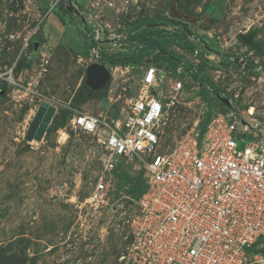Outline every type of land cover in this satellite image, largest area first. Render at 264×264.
<instances>
[{
  "label": "rangeland",
  "instance_id": "rangeland-1",
  "mask_svg": "<svg viewBox=\"0 0 264 264\" xmlns=\"http://www.w3.org/2000/svg\"><path fill=\"white\" fill-rule=\"evenodd\" d=\"M68 1L79 15L65 7L49 14L52 0H0V74L13 70L18 84L0 80V261L21 255L17 264H117L127 242L122 224L136 208L143 176L129 170L119 177L114 210L81 213L100 173L99 148L71 119L78 94L85 109L106 116L110 91L114 98L133 92L150 61L173 63L160 53L196 76L180 103L167 109L169 144L203 119L204 110L210 117L227 107L252 127L261 125L240 136L245 143L264 142V0ZM250 33L261 51L239 38ZM93 63L107 66L112 79L91 97L85 83ZM172 80L166 77L158 94L168 98ZM43 102L57 111L43 139L30 141Z\"/></svg>",
  "mask_w": 264,
  "mask_h": 264
},
{
  "label": "built area",
  "instance_id": "built-area-1",
  "mask_svg": "<svg viewBox=\"0 0 264 264\" xmlns=\"http://www.w3.org/2000/svg\"><path fill=\"white\" fill-rule=\"evenodd\" d=\"M67 5L52 0L49 14ZM92 54L99 61L98 51ZM141 69L133 92L107 95L106 116L73 113L72 126L96 137L99 148L100 173L80 212L114 210L119 177L135 170L144 191L122 224L127 242L117 264H264V142L242 138L261 125L252 127L233 107L210 117L204 110L203 119L169 144L167 109L180 103L191 78L182 65L150 61ZM168 76L166 98L158 91ZM0 80L18 86L13 70Z\"/></svg>",
  "mask_w": 264,
  "mask_h": 264
},
{
  "label": "water",
  "instance_id": "water-1",
  "mask_svg": "<svg viewBox=\"0 0 264 264\" xmlns=\"http://www.w3.org/2000/svg\"><path fill=\"white\" fill-rule=\"evenodd\" d=\"M71 4V2H70ZM66 9L71 13L74 12L76 15H79L77 10L72 5L66 6ZM185 18V15H180V19ZM254 33L247 35H239V38L243 43L251 47L256 51H261L259 44L254 43ZM112 79L111 70L101 64L93 63L87 68V80L85 85L91 89L92 92H99L104 88H107ZM227 103L226 100H224ZM57 111V107L53 106L50 103L43 102L41 103L27 134V139L32 141H41L44 135L47 132V129ZM22 258L21 255L12 256L4 261H0V264H17Z\"/></svg>",
  "mask_w": 264,
  "mask_h": 264
},
{
  "label": "trees",
  "instance_id": "trees-1",
  "mask_svg": "<svg viewBox=\"0 0 264 264\" xmlns=\"http://www.w3.org/2000/svg\"><path fill=\"white\" fill-rule=\"evenodd\" d=\"M66 10V9H65ZM68 13H69V11L68 10H66ZM158 58H166L168 61H170V62H173V63H169L168 65L170 66V67H177L179 64H178V62H177V60L175 59V58H173V57H171V56H168V55H166V54H164V53H160L159 55H158ZM115 61H119V60H117V59H115ZM130 62H133V61H130ZM154 62H157V63H159V62H161V60H156V61H154ZM163 63V62H162ZM192 77H193V79H191V82H195L194 80L196 79V76L195 75H192ZM191 78V77H190ZM196 83V82H195ZM200 85H202L201 83L199 84V86ZM201 87V86H200ZM85 88H86V86H85ZM201 88H203L204 90H206L204 87H201ZM81 92V91H80ZM208 92V91H207ZM96 92H92V91H89V94L91 95V97H94ZM97 94V93H96ZM211 94V93H210ZM107 96V95H106ZM78 104L81 106V105H83V104H86L85 102L86 101H84V100H82V95H80V94H78ZM90 97V98H91ZM221 100V99H220ZM77 103V102H76ZM205 125H206V122L204 123ZM203 124V125H204ZM122 176V175H121ZM143 191H144V180H143V178L141 179V185H140V189L138 190V192H136V194H137V199L142 195V193H143ZM262 252H264V250L262 251Z\"/></svg>",
  "mask_w": 264,
  "mask_h": 264
},
{
  "label": "bare ground",
  "instance_id": "bare-ground-1",
  "mask_svg": "<svg viewBox=\"0 0 264 264\" xmlns=\"http://www.w3.org/2000/svg\"><path fill=\"white\" fill-rule=\"evenodd\" d=\"M116 71H117V69L114 70V74H115ZM255 112H256V110H255L254 107L250 106L248 108V115L250 116L251 119H252L253 116H255Z\"/></svg>",
  "mask_w": 264,
  "mask_h": 264
},
{
  "label": "crops",
  "instance_id": "crops-1",
  "mask_svg": "<svg viewBox=\"0 0 264 264\" xmlns=\"http://www.w3.org/2000/svg\"><path fill=\"white\" fill-rule=\"evenodd\" d=\"M86 106H87V104H83V105H81L80 107H78V110H79V111L86 112V113H89V114L96 115L94 112L85 109Z\"/></svg>",
  "mask_w": 264,
  "mask_h": 264
},
{
  "label": "flooded vegetation",
  "instance_id": "flooded-vegetation-1",
  "mask_svg": "<svg viewBox=\"0 0 264 264\" xmlns=\"http://www.w3.org/2000/svg\"><path fill=\"white\" fill-rule=\"evenodd\" d=\"M85 91H91V89L89 87H86Z\"/></svg>",
  "mask_w": 264,
  "mask_h": 264
}]
</instances>
